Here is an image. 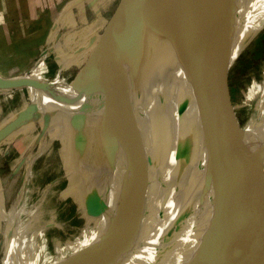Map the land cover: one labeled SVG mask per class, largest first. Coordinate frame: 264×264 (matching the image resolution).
<instances>
[{
  "label": "rangeland",
  "instance_id": "obj_1",
  "mask_svg": "<svg viewBox=\"0 0 264 264\" xmlns=\"http://www.w3.org/2000/svg\"><path fill=\"white\" fill-rule=\"evenodd\" d=\"M85 1L88 10L95 8L100 3L102 8H107L106 4H108L105 3L108 0ZM119 2L120 0H114V5L108 8L111 12L107 20L111 18ZM96 18L99 22L102 20V15H98ZM83 25H81L82 29ZM104 28L105 24L96 28V38L90 47L86 46L79 53H75L78 48L75 46L69 50V53L66 51L67 54L64 52L59 55L58 62L55 60L56 56L49 55L48 62L51 63L48 70H44L43 65L40 70L35 72L36 62L32 63V66L14 67L9 71L0 69L1 79L20 81L18 84L20 88L0 87V91L3 88L7 89L0 93V264L3 257L10 252L11 245L22 234V231L18 230L17 224L20 217L24 215L22 213L25 206L24 195L28 188L29 176L42 139L58 109L60 112H68L67 115H58L54 121L55 125L61 122L65 127L63 136L67 145L64 151L72 157L78 154V157H75L82 160V165L77 180L73 183L62 180L54 193L55 198L60 202L64 199H73L74 203L66 205L67 208L60 206L55 216L51 217L60 223L61 228H55L45 233L50 250H54L57 243L65 245L81 236L83 227L78 231L71 230L73 235H69L66 233L68 224H82L86 216L100 217L108 211V201L104 190L105 192L109 191L113 181L111 170L108 169V166H111V157L108 154V147H105V139L96 130L91 117L92 102L97 86L94 84L90 87L88 83H79L86 65L95 54L96 45ZM30 79L38 82L39 86L27 85L26 80ZM216 83L211 90L210 105L218 104L222 108L218 107L215 109L217 111H209L213 117L207 116L206 118L207 124L201 145L200 171L202 179L200 188L202 190L204 188L205 194L201 198L203 225L201 235L204 241H208L198 250V254L201 255L204 251L203 248L218 243L216 245L218 264H228L264 228V217L258 216L257 220L251 218L248 220L249 223L242 224L244 227L241 225L239 230H235L233 225H239L242 219L229 215L234 209L232 205L235 202H231L230 195L224 193L230 190L229 181L236 180L241 174H244L243 177L248 175L250 172L248 168L257 162L264 164V20H261L258 25L256 24L243 40L242 47L232 65ZM38 90L54 97V103L47 102L46 106L41 104ZM100 92L102 93V91ZM98 101L101 110L104 106L101 116L105 129L107 113L104 95L98 96ZM64 103H70L71 106L75 104L76 107L60 108ZM29 106H32L33 109L31 114L26 117L31 118L25 119L24 125L12 126L10 129L5 126L6 123L13 122L19 112L28 109ZM180 122L181 120L170 131L163 134L168 137V134H171V131L173 133ZM3 127L8 129L7 132L2 131ZM247 132H251L253 135L249 136V134L246 137ZM101 169L110 173L107 179H104L106 185L103 186V191L94 184L90 186L91 182L89 183V180ZM62 170L61 162L56 170L58 177H64ZM225 171H227V176L218 181L215 186L211 185L214 187L209 189V180L225 174ZM246 179L248 178H244L236 184L235 191H242L249 187V182ZM49 180H52L51 175H48L46 179L48 182ZM259 187L264 188V182ZM28 189L31 190L30 187ZM97 199L105 204V209L96 216L92 213V207ZM122 213L123 211L119 209L114 230L109 236L118 230L119 224L123 226L127 224L130 213L136 217L133 206L126 209L120 218ZM14 225L16 226L14 227ZM48 227H50V223ZM135 228H138L137 220ZM16 229L20 234L14 232V230L17 231ZM223 230H225V234L222 236V241L218 238L213 242ZM228 235H235L234 242L226 243L224 241ZM121 240L122 238H113L110 243L111 248L118 249ZM198 259L197 264H200V258Z\"/></svg>",
  "mask_w": 264,
  "mask_h": 264
},
{
  "label": "water",
  "instance_id": "obj_2",
  "mask_svg": "<svg viewBox=\"0 0 264 264\" xmlns=\"http://www.w3.org/2000/svg\"><path fill=\"white\" fill-rule=\"evenodd\" d=\"M228 3L229 0H206L202 3L190 18L187 35H197L218 25ZM141 15L145 21L139 34L135 22ZM157 18V0H120L105 24L95 54L86 65L79 83H88L91 87L104 76L101 90L106 100V128L121 146L131 173V200L139 224L138 233L141 236L145 230L144 236L151 233L156 238L157 264H197L198 258L200 264H218V243L203 248L201 255L196 253L195 243L201 230L202 137L206 118L212 116L209 111L221 106L210 105L211 91L204 79L198 76L200 70L195 68L190 72V75H197L192 78L197 107L191 129L183 126L177 133L173 132L174 142L172 131L168 137L163 134V126L153 119L154 113L149 107L156 99L151 79L155 67ZM1 80L0 87L20 88L19 80ZM26 83L39 86L32 79ZM32 109L29 106L19 112L15 120L5 126L10 129L24 125L23 121L31 118L26 116ZM5 128L2 130L4 133L8 130ZM260 167L261 163L257 162L248 168V175L243 177L241 174L236 180L229 181L230 190L224 192L230 195L231 202H235L229 215L242 219L239 225H233L235 230L249 223L251 218L264 217V195L261 193L264 190L260 189V183L256 182L257 195L261 199L258 202L252 203L254 199L246 194L250 184L245 190L235 191L236 184L244 178L251 183ZM104 207L105 204L97 199L92 213L100 215ZM118 227L110 235L111 241L123 237L124 227L121 224ZM223 234L225 230L213 242L218 238L222 241ZM234 236L228 235L224 241L234 242ZM119 242L121 244L123 239ZM228 264H264V228Z\"/></svg>",
  "mask_w": 264,
  "mask_h": 264
},
{
  "label": "bare ground",
  "instance_id": "obj_3",
  "mask_svg": "<svg viewBox=\"0 0 264 264\" xmlns=\"http://www.w3.org/2000/svg\"><path fill=\"white\" fill-rule=\"evenodd\" d=\"M205 1L157 0L155 67L151 79L156 99L150 103L149 107L154 113L153 119L163 126L165 132L170 131L180 120L181 122L174 130L175 133L183 126L191 129V123L195 120L197 101L192 78L197 75H190V72L198 68L200 70L198 76L204 79L207 89L211 91L222 74L232 65L242 47L243 40L256 24L264 20V0H229L218 25L197 35L189 36L187 27L190 18ZM144 19V15L136 19L135 26L139 34L143 28ZM0 81L2 82L1 79ZM103 83L104 76L102 75L96 85L91 117L96 130L105 139V147L109 149L111 166H108V169L111 170L113 181L110 190L105 192L103 186L106 185V181L104 179H107L110 173L101 169L89 180V183L91 182L90 186L94 184L102 191L104 190L108 201V211L100 217L86 216L82 224H68L66 233L73 235L71 230L78 231L83 227L81 236L65 245L57 243L54 250H50L45 233L61 228L60 223L51 217L55 216L60 206L67 208L66 205L74 203L73 199H64L60 202L55 198L54 193L62 180L71 183L76 181L82 165V160L77 158L78 154H75L77 157H72L64 151L67 145L63 136L65 127L61 122L55 125L54 121L58 115H67L68 112H60L58 109L42 139L29 176L28 188L30 187L32 191L28 188L25 190V204L23 203L25 206L23 205L22 212L24 215L20 217L17 224L22 234L11 245L10 252L3 257L1 264H101L106 244L108 240L111 241L109 234L114 230L119 209L124 213L126 209L133 206L132 178L124 153L115 141L112 132L107 128L104 129L102 125L101 111L104 106L102 110L99 108L98 96L104 95L100 92ZM4 91H6L5 88L0 93ZM38 92L41 104L54 103V97L50 94H45L40 90ZM74 106L76 107L75 104ZM74 106L64 103L60 108ZM171 137L174 142L173 133ZM61 162L63 168L61 172L64 173L62 178L56 174ZM201 173L200 171V187ZM48 175L52 176L49 182L46 181ZM203 191L204 188L203 190L200 188L201 198ZM123 213L120 214V218ZM49 223L50 227H48ZM135 224L136 217L130 213L127 224L123 226V242L118 249L111 248V257H117L121 264H157L156 238L151 233L144 236L145 230H142L141 236L138 231L136 234L138 228H135ZM18 230L14 232L18 233ZM200 236L201 230L196 237V251Z\"/></svg>",
  "mask_w": 264,
  "mask_h": 264
},
{
  "label": "crops",
  "instance_id": "obj_4",
  "mask_svg": "<svg viewBox=\"0 0 264 264\" xmlns=\"http://www.w3.org/2000/svg\"><path fill=\"white\" fill-rule=\"evenodd\" d=\"M105 3H108L107 8H102L100 3L88 10L85 0H0V69L9 71L14 67L36 62L35 72L43 65L44 70H48L51 63L48 62L49 55L56 56L55 60L58 62L59 55L66 51L69 53V50L75 46L78 47L75 53H79L86 46L90 47L96 38L95 29L108 22L107 17L111 12L108 8L114 5V0H108ZM98 15H102V20L99 22L96 18ZM82 17L87 23L83 29L81 28L84 24ZM248 135L253 134L247 132L246 137ZM226 172L212 179L213 181L209 180L208 188L211 189L218 181L226 177ZM255 175L256 177H253L249 183L251 187L249 186L246 190V194L254 199L252 203L261 200L257 195L256 182L261 185L264 182V164H261ZM261 193L264 195V191ZM204 196L203 191L202 198ZM207 241H204L202 235L200 236L196 253ZM110 243L111 241L108 240L101 264H121L117 257H111Z\"/></svg>",
  "mask_w": 264,
  "mask_h": 264
},
{
  "label": "trees",
  "instance_id": "obj_5",
  "mask_svg": "<svg viewBox=\"0 0 264 264\" xmlns=\"http://www.w3.org/2000/svg\"><path fill=\"white\" fill-rule=\"evenodd\" d=\"M84 21L86 22L85 18L82 17V23H84V25H85V24L87 25V23H85ZM84 25H83V26H84ZM86 25L84 26V28L86 27Z\"/></svg>",
  "mask_w": 264,
  "mask_h": 264
}]
</instances>
